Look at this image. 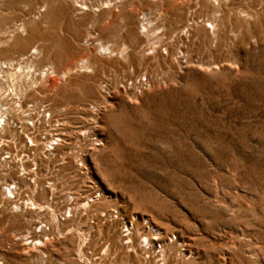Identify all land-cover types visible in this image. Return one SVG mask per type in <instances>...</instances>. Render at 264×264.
I'll use <instances>...</instances> for the list:
<instances>
[{
    "label": "rangeland",
    "instance_id": "1",
    "mask_svg": "<svg viewBox=\"0 0 264 264\" xmlns=\"http://www.w3.org/2000/svg\"><path fill=\"white\" fill-rule=\"evenodd\" d=\"M0 62L55 72L0 129V264H264V0H0Z\"/></svg>",
    "mask_w": 264,
    "mask_h": 264
},
{
    "label": "bare ground",
    "instance_id": "2",
    "mask_svg": "<svg viewBox=\"0 0 264 264\" xmlns=\"http://www.w3.org/2000/svg\"><path fill=\"white\" fill-rule=\"evenodd\" d=\"M101 48L105 52L110 51V49L106 46H102ZM17 65H18V68H15L14 64H7V63L0 62V122L4 123L3 124L4 126L2 127L3 130L6 127L10 126V124H11V118L9 116L12 114L13 109L10 110V107H9L10 102L11 101H17L15 103L19 102V105H20L21 100L24 97V92H22L24 90H22L21 88L19 89L16 85L17 82L15 80V77H17L16 76L17 73L19 74L21 72L20 74H22L25 78H27V80H29V84L27 83L28 87L26 86L28 88L29 92L32 91L33 88H35V89L39 88L42 85V83H44L47 79L50 78V76H52V78H53V76L55 75V72L52 71L50 68L47 70H44L43 72H41L40 75H38L37 70L35 68H33V66L31 64H27L25 66H22L21 63H18ZM85 65L82 67V69H84V70L87 69L85 67ZM11 71H16V72L13 73ZM71 71L72 70H68V72H64V74H63L64 78L67 77V75L69 73H72ZM24 72H25V74H24ZM8 73H9V76L6 77V74H8ZM34 76L36 77L35 78L36 80L34 79ZM52 82H53V86H55L56 82L55 81H52ZM28 90L26 92H28ZM22 105H24V103ZM11 107H12V105H11ZM16 108H20V106L17 105ZM28 135L29 134H27V136ZM28 138L30 139V137H28ZM31 143H33V141ZM32 145L35 146L34 143ZM1 146H2V144H0V147ZM2 152H3V149H2ZM14 189L10 188V187L7 188V192L9 193L10 196L15 197V195H14L15 192L13 191Z\"/></svg>",
    "mask_w": 264,
    "mask_h": 264
},
{
    "label": "built area",
    "instance_id": "3",
    "mask_svg": "<svg viewBox=\"0 0 264 264\" xmlns=\"http://www.w3.org/2000/svg\"><path fill=\"white\" fill-rule=\"evenodd\" d=\"M136 84H138L140 87L143 88V86H147V80H145V79L144 80L143 79H138ZM49 106L50 105H48L47 103L46 104L45 103H40L39 104V103H35V102H28L27 106L24 107V108H44L41 111L43 113H45V112H47V110H45V108H49ZM32 111H34V110H32ZM46 117L51 118L50 115L49 116H46ZM3 124H4L3 122H0V126H1L0 129H2V127L4 126ZM54 131H55V134L57 133V135L54 134V139L50 143V145H51L49 147L50 149H53V147L57 146L59 144V142H61V139H60V136H61V132L60 131H61V129L60 130L59 129H56ZM96 142H97L96 145L98 146L100 141L98 142V139H97ZM6 158H8V157H6Z\"/></svg>",
    "mask_w": 264,
    "mask_h": 264
}]
</instances>
